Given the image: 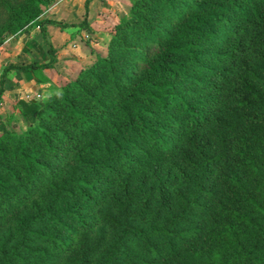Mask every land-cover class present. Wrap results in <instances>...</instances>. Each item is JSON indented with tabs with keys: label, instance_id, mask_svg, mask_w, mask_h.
Here are the masks:
<instances>
[{
	"label": "trees",
	"instance_id": "obj_1",
	"mask_svg": "<svg viewBox=\"0 0 264 264\" xmlns=\"http://www.w3.org/2000/svg\"><path fill=\"white\" fill-rule=\"evenodd\" d=\"M45 4L0 0V50L62 26ZM16 104L0 264H264V0H133L105 56Z\"/></svg>",
	"mask_w": 264,
	"mask_h": 264
},
{
	"label": "rangeland",
	"instance_id": "obj_2",
	"mask_svg": "<svg viewBox=\"0 0 264 264\" xmlns=\"http://www.w3.org/2000/svg\"><path fill=\"white\" fill-rule=\"evenodd\" d=\"M85 2L86 0H46L43 19L57 20L62 26H46L45 35L34 28L18 37H10L4 43L0 50V56L3 55L0 58V78L5 67L10 64H21L28 60L43 63L51 59L49 47L57 51L58 60L52 69L39 74L33 73V78L39 80L34 88L28 77L20 83L11 80L10 74L13 71L9 74L7 84L13 82L16 86L5 87L0 102V132L2 128L17 131L26 129L27 119L16 104L18 101L46 99L51 91L74 80L98 56H105L114 28L129 13L133 0H92L88 16L89 26L93 31L91 33L81 25L86 15Z\"/></svg>",
	"mask_w": 264,
	"mask_h": 264
},
{
	"label": "crops",
	"instance_id": "obj_3",
	"mask_svg": "<svg viewBox=\"0 0 264 264\" xmlns=\"http://www.w3.org/2000/svg\"><path fill=\"white\" fill-rule=\"evenodd\" d=\"M85 19V18H84ZM88 23H89V21H88ZM73 26H75V25H73ZM55 27H59V26H55ZM37 29H39V28H37ZM47 29V28H46ZM40 30V29H39ZM41 31V30H40ZM47 33V32H46ZM44 48V47H43ZM2 50V49H1ZM47 50V49H46ZM0 58H3V55L2 56H0ZM50 61V59H48V60H46V61H44L42 64H45V63H47V62H49ZM31 62H33L32 60H28V61H25V62H23V63H21V64H17V65H23V64H28V63H31ZM26 77H28L29 79H31V83L32 84H34L33 85V87L32 88H34V86H37L36 85V83L37 82H39V80H36V79H34L33 78V72H31V71H24V72H18V71H13L11 74H10V78H12L11 80H16L17 82H20V83H23V81L22 80H24ZM9 78V77H8ZM13 86V87H15L16 86V83H13V82H9L8 84H7V80H6V86ZM26 85V84H25ZM5 86V87H6ZM31 86V85H30ZM41 86H44V85H41Z\"/></svg>",
	"mask_w": 264,
	"mask_h": 264
}]
</instances>
